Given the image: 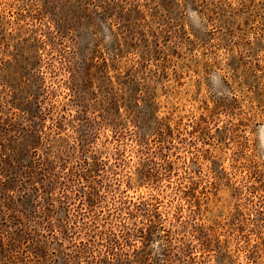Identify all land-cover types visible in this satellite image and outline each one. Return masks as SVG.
Returning a JSON list of instances; mask_svg holds the SVG:
<instances>
[{
  "label": "rangeland",
  "instance_id": "374dc122",
  "mask_svg": "<svg viewBox=\"0 0 264 264\" xmlns=\"http://www.w3.org/2000/svg\"><path fill=\"white\" fill-rule=\"evenodd\" d=\"M0 264H264V0H0Z\"/></svg>",
  "mask_w": 264,
  "mask_h": 264
}]
</instances>
